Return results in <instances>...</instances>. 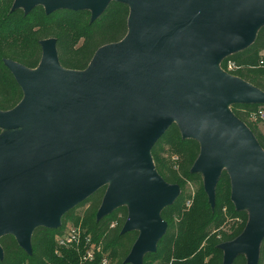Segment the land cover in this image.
Wrapping results in <instances>:
<instances>
[{"label": "water", "instance_id": "water-1", "mask_svg": "<svg viewBox=\"0 0 264 264\" xmlns=\"http://www.w3.org/2000/svg\"><path fill=\"white\" fill-rule=\"evenodd\" d=\"M112 1L129 7L127 35L98 49L84 71L60 66L54 39L40 42L35 70L4 62L23 99L0 111V130L10 131L0 135V238L13 236L31 255L36 228L59 229L65 213L106 187L96 220L127 207L121 234L138 237L124 263L142 264L167 230L161 211L180 193L151 157L175 124L200 145L190 172L201 174L210 206L226 171L231 202L248 212L242 234L219 246L222 264L239 255L258 264L264 150L230 106L264 104V92L219 65L253 43L264 0H15L11 10H87L93 22Z\"/></svg>", "mask_w": 264, "mask_h": 264}, {"label": "trees", "instance_id": "trees-1", "mask_svg": "<svg viewBox=\"0 0 264 264\" xmlns=\"http://www.w3.org/2000/svg\"><path fill=\"white\" fill-rule=\"evenodd\" d=\"M12 0H0V111L14 109L23 99V93L4 62L10 60L29 70L40 64V42L54 39L58 62L63 69L84 71L94 54L103 46L119 43L128 32L129 7L112 1L100 17L91 22L87 10L57 11L47 15L42 6L28 13L21 9L11 10ZM68 29L75 30L80 45L69 46ZM262 63V64H260ZM220 69L264 92V26L258 31L253 43L246 49L227 56L220 62ZM264 104H234L232 114L244 123L264 150V135L251 115ZM1 132V130H0ZM175 153L177 167L165 155V148ZM200 153V145L193 139H182L178 127L171 125L165 135L154 145L151 157L158 175L168 184L177 185L180 193L174 203L161 211L160 217L167 230L156 246L155 253L144 255L142 264H222L223 251L219 248L231 242L244 231L249 215L237 211L231 202V184L223 171L215 187L214 206L209 204L203 189L201 174L191 173ZM196 186L192 205L185 208L188 198L186 186ZM106 192L100 188L76 208L65 213L59 229L36 228L31 236V255L17 244L13 236L0 238L3 258L0 264H125L138 232L121 234L128 217L127 207H119L109 215L96 220V214ZM87 205L83 215L76 209ZM233 221L228 231L227 222ZM68 224H81L83 234L72 246H58L56 238L62 237ZM89 243H86V239ZM93 248L91 261L83 260ZM232 264H246L244 255L237 256ZM258 264H264V238L260 244Z\"/></svg>", "mask_w": 264, "mask_h": 264}, {"label": "rangeland", "instance_id": "rangeland-1", "mask_svg": "<svg viewBox=\"0 0 264 264\" xmlns=\"http://www.w3.org/2000/svg\"><path fill=\"white\" fill-rule=\"evenodd\" d=\"M14 2H15V0H12L11 8L13 7ZM21 10L24 11L23 9H21ZM68 34H69V46H70V48L78 47L80 45V39L81 38H79V36L77 35V32H75V30L68 29ZM257 127H258V130L264 135V125L257 123ZM9 132H10L9 130L2 129L1 132H0V135H4V134L9 133ZM165 155L167 157H169L171 162L175 165V167H177V165L179 163V160H177V158H175L176 157L175 153L171 152L169 150V148L166 147L165 148ZM195 191H196V186L194 184L189 183L186 186L184 194L186 196H188V198L185 201V208H189L192 205L193 198H194V195H195ZM188 201L190 202V206L189 207L186 205V202H188ZM87 207L88 206L85 205L83 207H80V208L76 209L75 214L78 215V216L83 215V213L85 212ZM232 223H233V221L227 222L226 225L224 226V230L228 231L229 227L231 226ZM69 228H72L71 224L67 225L66 230L64 232V235L68 234ZM74 228H76L78 230L80 236H82L83 231L81 230L82 229L81 224H78L77 227H74ZM91 249L93 250V248H91Z\"/></svg>", "mask_w": 264, "mask_h": 264}, {"label": "built area", "instance_id": "built-area-1", "mask_svg": "<svg viewBox=\"0 0 264 264\" xmlns=\"http://www.w3.org/2000/svg\"><path fill=\"white\" fill-rule=\"evenodd\" d=\"M262 64V63H260ZM250 120L254 123H259L264 125V109L263 108H259L256 112H254L251 117ZM186 205L189 207L190 206V202H186ZM80 239V234L78 232V230L74 227L69 228L68 234L63 235L62 237H58L56 239L57 245L58 246H72V245H76L78 244ZM86 243H89V239H86ZM93 258V250L90 249L85 253V256L83 258V260L85 261H91ZM102 264H107V261L104 260Z\"/></svg>", "mask_w": 264, "mask_h": 264}]
</instances>
